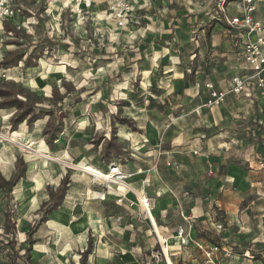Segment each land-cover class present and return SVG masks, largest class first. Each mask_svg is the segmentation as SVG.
<instances>
[{"label":"crops","instance_id":"0c3cea01","mask_svg":"<svg viewBox=\"0 0 264 264\" xmlns=\"http://www.w3.org/2000/svg\"><path fill=\"white\" fill-rule=\"evenodd\" d=\"M236 2L237 0H232L230 2L232 3L231 10H228L226 13L229 16L239 14L240 8L235 4ZM140 3L141 2H139V4ZM263 12L264 1L257 2L254 17L264 24ZM156 19L158 21L159 18L156 17ZM218 20L221 21L222 24L215 22L210 30L207 29L205 40L206 46L204 47L205 51L207 49L215 51L216 48V52H214L213 55L216 54V63L218 64L217 69L223 71V74L226 72H233L231 71V68L236 54L242 59L241 68L251 71L248 64L241 56L240 46L239 51L236 54L232 53L230 46L231 41H236L238 45H240V41H238L239 38H237L238 36L235 37V34L241 36V32L230 29L224 22L223 17L218 18ZM155 28L156 32L151 34L159 35V38L154 39L157 40V43L173 42L174 45L166 47L161 44L163 50L161 52H156L153 49L152 54L151 51L146 52V49L143 47L138 51L132 50L117 54V56H121V62L110 66V69L107 68V72L103 75V80H100V83L97 84L99 87H103L104 84L106 86L113 85L114 87L126 84V94L130 98L127 100L131 101L139 99L138 102H141L145 99L143 98V89H149L152 79H157L162 85L157 86L160 90L154 88L155 91L149 93V97H151L150 106L143 110V103L137 105L140 109V115L142 114V116H138L140 118L139 127L144 128L145 133L148 134V142L153 145L154 140L157 142L159 140L157 144L153 145L157 147L160 142L162 143V129L170 127V125L172 128H175L177 132L179 131L183 134L184 144L190 142L188 140L186 141V139H189L187 136L190 134L195 135L202 131L204 132L205 128L207 134L211 133L214 135L209 143L211 144L212 150H214L216 145V150L213 152L216 156L210 157L212 160L214 159L216 163L210 164L211 169H209V172H214L213 169L220 166L222 172H224L223 179H213L210 176H202L200 170L193 173H191L190 170H186L181 164L186 156L178 155L182 154V152L175 147L177 143V140L175 139L170 146L171 148H175L159 151L158 155H166L168 159L166 163L171 165L169 168L174 169L177 175L183 174L186 176L185 171L189 172L187 173L188 175L185 178L183 176L182 179L184 180L183 183H185L183 185L184 188L177 187L180 184H176L175 186L173 183L162 178L165 177V173L169 171L163 168L162 160L156 156L153 160L144 164L138 160L139 158H137L134 153H131L133 156L122 163H116L118 158L115 157V164L127 174L128 179H126V181L131 184L133 189L143 192L144 194L146 193L143 190V187L141 186L139 188L135 186L132 179L139 178L141 183L144 184V181H147V177L151 175L148 166L152 165V182L156 184V189L151 192L152 194H148V196L152 197L154 200L152 216L155 220L158 234L162 238L168 239V252L172 261L177 264H206L205 255L192 243L185 246L180 244L176 237L177 227L179 225L188 227V223L183 219V216L187 218L189 217L191 218L190 232L194 239L201 241L205 245H219V242H212L207 239L205 235L198 236L196 227L198 224L197 221H201L206 225H211L210 229L212 232H219L215 229L216 224H219V222H214L213 219L217 214L216 210H224L225 227L222 230V236L228 237V244L237 245V247L242 246V248L236 249L235 251H238V253L234 251L229 257H223L222 251L219 250L214 254V258L216 261H221V264H251V259H247V256L244 255V258H240V256H242L243 250L241 251V249H243V247L250 248L255 245L264 246V147L258 148V145L264 146V139H251L250 143H247V147L251 144L247 149V152L244 155H240V133L243 131V133H247L249 136L252 135L256 132V124L250 123L249 125H244V121L233 118V116L244 118L245 113H248L249 110H243L244 112H240V110L226 112L223 108V104L232 96L245 99L251 103L254 101L253 97L256 96L258 99L264 100V96L260 94L255 86L252 88L249 97L244 96L242 93H229L225 100L220 105H217L222 106V108L217 110L218 114H214V121L210 118L209 120H203L206 122L202 124L194 123V119L191 118V116H200V110H212L216 107L207 108L202 106L208 98V90L205 88L204 84L207 81H212L210 79H204L201 75H198L197 77L195 76V79L192 80L188 75V64L192 63L194 57H197V61L201 60V50L203 48L199 49V52L194 51L190 46H187L186 41H184L185 46L181 47L180 50V47L176 43V34H180L178 30L174 28L173 31L170 29L168 30L169 32H167V30L161 28V25ZM222 28L229 34H221L219 30ZM172 34H174L175 40L167 42L168 40H166V37L168 35L171 37ZM191 36L192 35H190V39H192ZM227 36L228 39L225 38ZM182 49L183 52L181 53ZM217 50H222V52L218 53ZM167 52L171 55L170 59L167 58ZM180 54H182L181 57ZM143 57L145 60H143ZM109 59L110 60L103 65L104 68L113 60L112 57ZM230 74L232 77L236 74L241 75L244 73L235 71ZM44 78L46 77H43V79ZM135 79H137L140 87L134 90L131 89V87L133 86ZM230 79L226 82L225 86H217L214 82L212 83L217 89H225L228 86ZM165 84H167V87L169 86V89H166ZM161 89L165 91H162ZM100 92H102V90ZM131 92H133V94H131ZM95 95H97V93ZM144 97L148 98L147 95ZM161 97H163V99H161ZM175 97L180 99L183 98L184 107L178 108L180 107V103H175V105L171 106H163L164 101L170 102V99ZM94 103L95 102H91L88 107H91ZM154 106L160 107L161 116L157 114ZM258 112V118L255 116L252 120L262 123L261 121L264 120V114L262 113L263 109L261 107L258 108ZM3 113L4 111L0 112V124L5 122V119H3ZM154 115L158 118H162L160 120H162L163 124H160L161 121L154 117ZM230 115H232V121L229 123ZM73 123L75 124L73 127H76L77 130L66 132L65 129L70 127L71 123L66 121L61 122L59 134L62 132L64 136H57L56 139L59 138V145L66 148L67 145L70 147V145L76 143L80 148H82V145L84 144L85 146H91V144L88 145L85 140L79 139L82 138V134H87L90 137L94 131L93 126L91 125L88 109L84 113L81 112ZM16 129L14 128L13 132L19 131ZM245 129L247 131H244ZM122 133L128 135V137H124ZM33 135L34 134H28L26 132L24 135L23 133V137L27 139ZM118 135L119 137L130 141V144L134 146L135 150H137L136 145H138L137 147L143 145H139L142 141L140 134L129 130L128 127L123 124L119 125ZM203 135L201 134V137ZM69 137H71L70 140L68 139ZM248 139L250 138L248 137ZM195 141V144H191V146H189L190 148H187L185 154L189 155L191 151H198V143L200 139ZM42 142L43 141L41 140V143ZM68 149L69 148H67V152ZM154 153H156L155 150ZM230 155H232V157ZM205 157L207 158L208 155L205 154ZM39 158L40 160L35 162L30 161L26 163V174L24 177H21L15 185L17 186L20 184L21 188L23 187L25 196L28 198L30 197L28 203H25L23 207L20 204L17 213L19 225L22 229L27 228L26 233L40 217V205L49 198L48 190L50 188H47L49 180L54 184L52 189L55 190L64 173L63 168L61 167L59 172L54 175L53 171L49 169L48 159L47 167L41 168L40 161L44 157L39 156ZM15 160L16 155L13 150L8 152V155H5L3 152L0 153V171L6 179L10 178L14 171ZM78 162L85 163V165H88V163L92 164L87 161L83 162L80 159ZM99 162L98 159L96 162H93V164H95L93 168H96L100 172H107L108 168L104 169ZM259 163L260 165H258ZM31 164H34L32 168L30 167ZM35 170L39 171L38 174L43 177V183H39L36 188L33 187L32 189L30 187L31 181L33 180H31L30 175ZM207 181H211L212 185H216L218 187V193H221L216 194L214 197L206 196V194L200 195L199 191H203L204 193L210 191L209 182ZM79 182L83 184H79ZM91 182H93V184L80 177L78 172L73 174V178L70 179L68 189L64 195L63 202L47 215V220L42 222L32 235L35 242L32 244L30 250L31 263L73 264L77 262L79 264L80 253L86 249L88 239L90 238L91 250L85 264H146V262L155 264L152 260V252L159 249V243L148 219L143 218L141 215L140 217L133 216L132 211L138 209L139 206L137 204L130 206L131 208H128V216H123L121 220V217L117 216L118 214L116 213V207L119 206H115V209H112L109 204L110 199H118L117 193H114L117 198H110V193L112 194V192H115L114 190L102 191L95 189L96 187H99V184L94 183L99 182H94L93 180H91ZM232 185H237L238 187L231 189L230 186ZM117 191L118 190H116V192ZM12 192L7 193L5 191L10 199L12 198ZM97 192H102L104 194L103 196H99ZM118 192L125 194L126 198L133 197L130 196L127 189ZM32 200H34V202H32ZM124 200L126 201V199ZM19 201H21V199H19ZM56 213L57 217L56 219H53L52 215ZM32 216L34 220L31 224L30 220L32 219ZM117 218L119 219L117 220ZM257 241L259 243H253ZM28 246L29 244L27 242L22 241L21 247ZM223 248L224 247H222V249ZM63 251H69V258L62 254ZM18 253L20 252H17V258L21 259ZM1 255H5L2 264L11 263V260L6 256L0 243V259H2ZM72 255L77 259H74ZM21 264H25V262L22 260ZM159 264H163V262H160Z\"/></svg>","mask_w":264,"mask_h":264},{"label":"rangeland","instance_id":"374dc122","mask_svg":"<svg viewBox=\"0 0 264 264\" xmlns=\"http://www.w3.org/2000/svg\"><path fill=\"white\" fill-rule=\"evenodd\" d=\"M14 1L21 7V9L13 20L2 21V28H0V38L2 41L0 62L5 58L10 57L14 52H22L24 57L23 60L19 61L15 66L0 65V89L11 91L16 94L17 97L23 100L32 101L37 106L41 107L36 109L33 118L31 117L29 120L25 119L16 127L11 125L10 118H13L19 111L15 107L0 109V112L4 111L3 119H5V122L0 124V135L10 137L16 132H13L14 128L20 130L22 126L24 134L26 132L34 135L28 137V139L21 136L23 138L19 137L18 142L29 147H31L32 144L37 146L39 142V144H43L44 148L41 150V153L47 157L57 158L48 159L49 165H47L50 167L49 169L52 170L55 175V173H58L62 167L64 172L62 178L68 176L69 180L73 178L75 172L79 173V169L73 164H81L86 166L93 173L106 175V173L93 168V166H95L93 162H96L98 159L100 161L99 164L104 169L109 168V166L116 162L114 160V155H111L108 160L101 159L103 146L110 138H112L113 142L119 146L120 154L116 163H122L123 161L130 159L133 156L131 153H134L137 158H139L138 160L144 164H147L156 156L162 160L163 168L169 171L165 173V177L162 178L173 183L175 186L176 184H180L177 187H183L185 184L183 183L184 180H182L183 176L185 178L189 172L185 171L186 176L183 174L177 175L174 169L169 168L171 165L166 163L168 160L166 155H158L159 151L176 147L177 150H181L182 152V154L178 155L186 156L181 163L186 170H190L191 173L200 170L202 176H210L213 179H223L224 172H222L220 166L213 169L214 172H209V169H211L210 164L216 163L214 159L212 160L210 158L211 156H216L213 154L216 150V145L214 150H212L211 144L209 143L214 135L211 133L207 134L205 128L204 132L202 131L198 134H190L187 136L189 139H186V141L188 140L190 142L184 144L183 134L179 131L177 132L175 128H172L170 125V127L162 129V143L160 142L157 147L153 145L157 144L159 140L158 142L154 140L153 145L148 142V134L145 133L144 128L139 127L140 118L138 116H142V114L140 115V109L137 105L143 103V110L150 106L151 97H149V93L155 91L154 88L160 90L157 86L162 85L157 79H152L149 89H143L144 91L142 93H144V96L147 95L148 98L143 96L145 99L141 102H138L139 99L131 101L127 100L130 98L126 94V84L118 85V87H114L113 85L106 86L104 84L103 87H99L97 83H100V80H103V75L107 72V68L110 69V66L121 62V56H117V54L132 50L138 51L142 47L146 49V52L151 51L152 54L153 49L156 52H161L163 50L161 47L162 45L166 47L170 45L173 46L174 44L171 41L175 40L174 34H172L171 37L169 35L166 37V40H168L167 42L171 43H157V40H154L159 38V35L157 34L152 35L156 32L155 27H159V25H161L162 29L167 30V32H169L168 30L170 29L173 31L174 28L180 32V34H176V43L180 47V50L181 47L185 46L184 41H186L187 46H190L194 51L199 52V49L203 48L201 50V60L197 61V57H194L192 63L188 64V75L192 80L195 79V76L197 77L198 75H201L204 79H210L217 86H225L226 82L231 77L230 73L237 71L250 76L251 71L241 68L242 59L236 54L239 51V45L236 41H231L230 43L232 53L236 54L231 68V71L233 72H226L225 74L222 73L223 71L217 69L218 64L216 63V54L213 55L214 52H216V48L215 51H210L209 49L205 51L204 48L206 46L205 40L207 29L210 30L215 22L222 24L218 18L223 17V13H227L228 10H231L232 3L230 2L232 0H146V2H141L137 5V9L134 11L133 15L123 24H119L117 19L110 15V11H103L105 6L103 7L101 3H105L104 0H97V5H95L89 13L85 14L83 18L72 12L69 8L62 10L59 9V6H57V8H50V5L47 6L44 0ZM46 8H48V11H46ZM96 10L108 12V19H97L95 16ZM156 17L159 18L158 21ZM77 19H79V26H77ZM219 32L221 34H229L223 28L220 29ZM190 35H192V39H190ZM225 38L228 39V36ZM182 52L183 49L181 53ZM217 52L220 53L222 50H217ZM181 55L182 54H180V57ZM109 56L112 57L113 60L104 68L103 65L106 64L105 62L110 60ZM170 56V53L167 52L168 59L171 58ZM24 58H27L26 60H28V63L25 62ZM143 60H145V58ZM4 72L5 76L3 77ZM48 73L51 75H48ZM43 77L46 78L43 79ZM165 86L166 89H169L167 84H165ZM139 87L140 84L137 82V79H135L131 89L135 90ZM101 90L102 92H100ZM161 90L165 91L163 89ZM96 93L97 95H95ZM131 94H133V92H131ZM253 98L254 101L251 103L245 99L232 96L223 104V108L226 112H233L234 110H240V112H242L243 110H249L248 113H245L244 118H238L235 116H233V118L244 121V125H249L250 123L256 124V132L252 135L249 136V134L243 133V131L240 133V155H244L247 152V149L251 146V144H249L247 147V143H250L251 139H264V120L261 121L262 123L252 120L255 116L258 118V108L261 107L263 109L262 113L264 114V100H260L256 96ZM161 99H163V97H161ZM179 99L180 98L175 97L171 98L170 102L164 101L163 106H171L175 105V103H180V107L178 108H182L184 107L183 98ZM2 100L3 99L0 97V101ZM91 102L95 103L92 104L91 107H88ZM154 108L157 111V114L161 116L160 107L154 106ZM220 108H222V106H216L212 110L202 109L200 110V116H191V118L194 119V123L201 124L206 122L203 120H209L210 118L214 121L215 117L213 116L214 114H218L217 110H220ZM87 109L94 131L90 137L87 134H82L83 139H79L85 140L87 144H91V146H85L84 144L82 145V148H80L77 143L70 145V147L67 145V148H69L67 152L66 147L59 145V138L54 140L53 147L47 146L44 140L43 130L50 120L55 117L56 123L64 121L71 123L70 127L66 128L65 131L72 132L77 130L76 127H73L75 125L73 123L74 120L79 114H81V112H86ZM49 110L54 111L53 115L50 116L51 113ZM154 117L158 120L162 119L155 115ZM229 118L228 122L230 123L232 121V115H230ZM160 121V124H163L162 120ZM121 124L127 126L129 130L140 134L142 141L139 145H143L140 147H137L138 145H136L137 150H135L134 146L130 144V141L119 137L118 128ZM244 131L247 130L245 129ZM201 134L204 135L201 137ZM122 135L128 137V135L124 133H122ZM61 136H64L62 132H60L58 137ZM248 137L250 139H248ZM98 138L99 142L95 144L94 139L98 140ZM29 139L30 142L24 141ZM40 139L43 141L42 143ZM68 139L70 140L71 137ZM174 139L177 140V143L175 147L171 148L170 146ZM198 139H200L198 143V153H193L191 151L189 155L185 154L187 148L189 149V146L195 144V140ZM4 142L5 146L0 148L1 153L3 152L5 155H8V152L13 150L15 151L16 158L18 157L17 155H20L26 163L40 160L39 155L31 157L30 148L11 141ZM258 146V148L264 147L263 145ZM154 150L156 153H154ZM205 154L208 155L207 158L205 157ZM230 156L232 157V155ZM79 159L83 162L87 161L92 164L88 163V165H85V163H79ZM47 165L45 167H47ZM258 165H260V163ZM33 166L34 164L30 165L31 168ZM151 167L152 165L148 166L151 174L147 177L148 182L145 180L143 184L139 178L132 179L135 186L139 188L142 186L147 195L152 194L151 192L156 189V184L152 182L153 177ZM82 178L93 184V182H91V176L88 178ZM94 182H99L94 183L99 184V187H96L95 189L102 191L106 190L105 186L107 183H105L106 185L104 186V182L102 181L96 180ZM207 182H209L210 191L207 192L205 190V193L199 191L200 195L206 194V196L214 197L216 194L221 193H218V187L212 185L211 181ZM207 182L205 183L208 184ZM39 183L41 184L43 181L38 178L34 179L31 181L30 188H36ZM79 184L83 183L79 182ZM53 185L54 184L49 180L47 188H52ZM17 186H15V188ZM230 187L233 189L238 186L232 185ZM15 188L12 190L11 199L6 195L4 190L0 189V243L6 256L11 260L10 264H14V262L15 264H21V261H24V259L21 260L17 258L16 250L20 252L18 253L19 255L23 257L26 255L25 250L28 247H21V243L26 237L25 233L27 228L22 229L20 227L17 213L20 204L23 207L25 203H28L30 197L28 198L25 196L23 189L21 196H17L14 193ZM112 189H114L115 192H112V194L110 193V198H117L114 193L122 190L120 189L116 192L115 187H112ZM97 193L99 196H103L104 194L102 192ZM19 199H21V201H19ZM109 204L112 209H115V206H119L116 207V213L118 214L117 216L121 217V220L123 216H128V208L131 207L124 199H122V202H119L118 199H110ZM7 211L10 212L11 220L14 222L12 232H7L4 229V214ZM132 212L133 216L140 217L141 215L143 218L147 219L143 215L141 206H139L138 209H134ZM216 213L217 214L213 219L214 222L221 223L224 228V210H216ZM33 220L34 218L32 216V219L30 220L31 224ZM197 223V235H205L210 241L219 242L221 249L224 247L231 252H234L236 249L242 248V246L237 247V245L228 244V237L222 236V231L212 232L210 229L211 225H206L201 221H197ZM253 243L257 244L259 242L257 241ZM242 250L243 252L240 258H244L245 255L247 256V259H251V264H264V246L255 245L250 248L243 247L241 251ZM235 252L238 253V251ZM4 256L5 255L1 257L0 264L3 263ZM72 256L74 259H77L74 255ZM73 264L78 263L75 262Z\"/></svg>","mask_w":264,"mask_h":264},{"label":"built area","instance_id":"2783aa9c","mask_svg":"<svg viewBox=\"0 0 264 264\" xmlns=\"http://www.w3.org/2000/svg\"><path fill=\"white\" fill-rule=\"evenodd\" d=\"M104 1L105 3H101L103 7L105 6L103 11H110V15L116 18L119 24H123L133 15L139 2H146V0ZM262 1L264 0H237L236 5L240 8L239 14L229 16L228 14L223 13V20L229 28L241 32V36L235 34V37L238 36L237 38H239L238 41H240L239 46L241 56L252 72L250 76L245 74H236L232 76L225 89H217L212 82H205L204 86L208 90V98L202 106L213 108L214 106L220 105L229 93H242L244 96L249 97L254 86L259 90L260 94L264 96V24L254 17L256 4L257 2ZM44 2L47 6L50 3H55L59 6L60 10L69 8L72 12L77 13L82 18L85 14L89 13L95 5H97V0H44ZM20 9L21 7L14 0H0V28H2L3 20H13L19 13ZM46 11H48V8H46ZM251 34H253L254 37ZM1 47L2 41L0 38V51ZM197 152L198 151L196 150L193 151V153ZM105 173L106 175H110V181L122 182L127 189L132 190L136 194L131 184L126 181L127 174H125L117 164L114 163L109 166L108 171ZM89 175L92 177L93 181L99 179L94 173H89ZM105 185L106 184L104 183V186ZM105 188L106 190H110L107 185ZM117 195L119 202H121L122 199H126L129 206L137 204L142 207L143 215L148 219L159 243V249L152 252L153 263L159 264L160 262H163V264H177L170 258L167 243L168 239L162 238L156 230L155 220L151 214L154 204L153 198L143 194L141 201L135 203L130 200V198H126V195L121 192H117ZM118 219L119 218H117V220ZM183 219L188 223V227H184L183 225L177 227V239L183 246L192 243L205 255L206 264L222 263L219 260L216 261L214 258V254L219 250L222 251L223 257H229L232 254V252L226 248L221 249L218 244L205 245L201 241L194 239L190 232L191 218L183 216ZM215 229L220 232L224 228L223 225L219 223L216 224ZM146 264L152 263L146 262Z\"/></svg>","mask_w":264,"mask_h":264},{"label":"trees","instance_id":"16d2710c","mask_svg":"<svg viewBox=\"0 0 264 264\" xmlns=\"http://www.w3.org/2000/svg\"><path fill=\"white\" fill-rule=\"evenodd\" d=\"M23 53L22 52H14L10 57L5 58L2 62H0V65H12L15 66L17 63L21 60H23ZM25 62L28 63L27 58H24ZM29 66V65H27ZM0 97L3 99L0 101V108H10L15 107L19 112L13 117L10 118V123L12 126L16 127L18 124L23 122L25 119L29 120L31 117L33 118L34 112H36V109H39L41 106H37L34 102L23 100L16 96L11 91L8 90H1L0 89ZM50 111V116L53 115L54 111ZM35 118V117H34ZM122 120V119H121ZM61 122L56 123L55 117L48 122L46 127L43 130L44 140L48 147H53L54 140H56L59 131H60ZM114 137V136H113ZM99 142L98 140L94 139V143L97 144ZM119 146L115 144L112 140V138L108 139L102 149V155L101 159L108 160L111 155H114L115 157H119ZM26 174V162L24 161L22 156H18L15 160V168L10 176V178L6 179L1 171H0V189L5 190L7 193H11L13 190V187L16 185L18 180L21 177H24ZM69 178L68 176H65L61 179L59 185L55 190L50 188L48 190L49 198L42 202L39 208V214L40 217L35 221V223L28 229L26 233V238L23 240V242H27L29 244L28 248L25 250V256H19L21 259H24L25 264H32L30 261V250L32 244L35 242V240L32 238L33 233L36 231L38 226L42 224V222L47 220V215L52 212L54 209H56L64 199V195L66 193V190L69 186ZM14 226V222L11 220L10 212H5V221H4V229L7 232H12V227ZM91 250V244H90V238L87 242V247L84 251H82L80 254L79 264H85L88 254ZM16 250V254H17Z\"/></svg>","mask_w":264,"mask_h":264},{"label":"bare ground","instance_id":"6f19581e","mask_svg":"<svg viewBox=\"0 0 264 264\" xmlns=\"http://www.w3.org/2000/svg\"><path fill=\"white\" fill-rule=\"evenodd\" d=\"M50 5V8H53V7H56L57 8V5L55 4V3H50L49 4ZM77 14V13H76ZM95 16H96V18L97 19H100V20H102V19H108V12H103V11H100V10H96L95 11ZM77 21V26H79V23H78V21H79V19H77L76 20ZM100 22V21H99ZM252 36H253V34H251ZM45 71V70H44ZM46 73V72H45ZM48 75H51L50 73H48ZM5 76V72H4V74H3V77ZM37 123V122H36ZM38 125V124H37ZM23 129H22V126H21V128H20V130L19 131H16V132H14L13 134H12V136H10V137H5V136H3V135H0V148H3L4 146H5V142L4 141H11V142H15V143H19L20 145H22V146H25V147H28V148H30V150H31V157H35V156H37V155H39V156H41V157H44L43 159H41V161H40V167L41 168H43V167H45L47 164H48V160L47 159H49V158H51V157H47L46 155H43L42 153H41V150L44 148V145L43 144H39L38 143V145L37 146H35V144H32V146L31 147H29V146H27V145H24L23 143H21V142H18V140H19V137H21V136H23V131H22ZM25 135V134H24ZM21 138H23V137H21ZM31 139V138H30ZM30 139L29 140H24L25 142H30ZM21 140V139H20ZM23 141V142H24ZM13 145V144H12ZM1 153V152H0ZM64 155H66L65 153H63ZM46 156V157H45ZM51 159H57V158H51ZM50 159V160H51ZM56 162V161H55ZM66 162V161H65ZM73 165H75L78 169H79V175H80V177H85V178H88V176H89V173H93V172H91V170H89L86 166H84V165H81V164H73ZM39 170V169H38ZM39 171H33L32 172V174L30 175V177H31V180H34V179H40V180H43V177H41L39 174ZM105 173V172H104ZM95 175H96V177L97 178H99V179H96V180H99V181H102V182H104V183H107V186H108V188L110 189V190H114V189H112V187H115L116 188V190H124V189H127L126 188V186H125V184L124 183H122V182H114V181H110L109 180V178H110V175H103V174H97V173H94ZM126 179H128V176L126 177ZM86 180V179H85ZM106 180V181H105ZM36 182V181H35ZM21 185H18L16 188H15V191H14V193L17 195V196H21V193H22V189H23V187L21 188L20 187ZM123 188V189H122ZM128 191H129V193H130V196H133L132 198H130V200H132L133 202H135V203H139L140 201H141V197L143 196V192H139V191H137V190H135L134 189V191L136 192V194L132 191V190H130V189H127ZM134 193V194H132V193ZM32 202H34V200H32ZM34 204H36V203H34ZM32 207H34V206H32ZM152 211H153V209H152ZM152 211H151V214H152ZM53 217V219H56V217H57V213L56 214H53L52 215ZM81 218V217H80ZM82 225V224H81ZM77 226H78V224H77ZM85 226V225H84ZM83 228V227H82ZM96 228V227H95ZM72 230V229H71ZM63 255H65L67 258H69V256H70V253H69V251H63V253H62ZM63 264V263H62Z\"/></svg>","mask_w":264,"mask_h":264}]
</instances>
